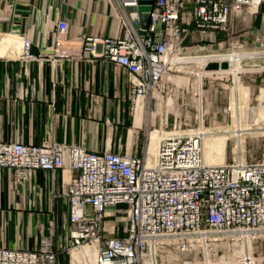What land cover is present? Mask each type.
Returning a JSON list of instances; mask_svg holds the SVG:
<instances>
[{
    "label": "built area",
    "instance_id": "2783aa9c",
    "mask_svg": "<svg viewBox=\"0 0 264 264\" xmlns=\"http://www.w3.org/2000/svg\"><path fill=\"white\" fill-rule=\"evenodd\" d=\"M115 1L123 36L86 37L82 45L93 57L129 72L134 103L152 92H163L166 76L179 72L169 59L187 51L190 28L202 34L224 33L226 51L246 49L236 37L231 19L241 16L249 21L264 2L154 0L141 35L138 0ZM57 28L63 34L67 26L60 22ZM256 45L264 58L259 38ZM30 47V40L23 38L21 60L35 59ZM229 70L230 64L223 74L212 73L221 81L230 77L235 84L234 104L228 95L226 113H232L234 122L240 124L244 112L239 105L245 96L238 92L245 88V71L234 76ZM254 101L256 106L249 114L262 113L258 115L259 130L264 135V93L260 88ZM175 129L160 138L151 160L147 152L137 157L110 150L92 153L56 142L0 141V170H11L17 183L37 170L71 173L63 192L69 223L65 250L72 254L88 248L94 264H264V251L257 254V245L264 241V155L251 163L207 165L201 148L204 134L198 129ZM118 206L124 208L116 209ZM59 251L52 232L33 250L0 247V264H57ZM88 261L86 256L83 264Z\"/></svg>",
    "mask_w": 264,
    "mask_h": 264
},
{
    "label": "crops",
    "instance_id": "0c3cea01",
    "mask_svg": "<svg viewBox=\"0 0 264 264\" xmlns=\"http://www.w3.org/2000/svg\"><path fill=\"white\" fill-rule=\"evenodd\" d=\"M117 11L115 0H0V41L5 39L0 42L1 142H56L92 153L110 150L143 157L148 150L154 155L155 133L146 150L130 142L148 115L144 100H131L129 72L93 57L82 45L86 37H122ZM60 22L67 26L63 34L58 33ZM231 25L246 49L256 48L257 38L264 44V2L249 21L233 17ZM23 38L30 40L34 60L20 59ZM188 39H193L194 52H218L225 49L227 36L190 28L185 43ZM181 81L168 74L164 84L181 88ZM260 83L264 91V80ZM218 85L235 87L232 82ZM190 88L193 102V82ZM157 96L152 92L148 101L161 100ZM228 117L224 121L234 122V115ZM70 175L67 170H37L17 183L11 170H0V247L33 250L53 232L60 249L57 264H72L73 253L65 250L69 223L63 197Z\"/></svg>",
    "mask_w": 264,
    "mask_h": 264
},
{
    "label": "rangeland",
    "instance_id": "374dc122",
    "mask_svg": "<svg viewBox=\"0 0 264 264\" xmlns=\"http://www.w3.org/2000/svg\"><path fill=\"white\" fill-rule=\"evenodd\" d=\"M185 46L188 48L187 51L178 56V58L182 60L190 59L192 61L182 65L181 71L169 73L170 75L182 79L181 84H177V86H181L182 89L179 87L176 88L169 83L168 85L164 84L163 92L158 93L157 91V97H161V100L148 101V98L144 99V116L148 115L149 117H146L147 121L143 123L141 130H139L138 133H133L130 141L132 142V146L136 144L138 148L142 149L144 147L146 150L148 136L151 131L152 134L155 133L157 135V132L154 131L160 130V132L163 131L165 135H168L173 132V127L180 132L198 129L204 136L208 135L212 138L225 137L223 164H232L233 162L251 163L261 158L264 155V135L263 132L259 130L258 115L262 116V113L259 111L258 115L255 116L249 114V109L256 106L254 98L258 95V89L263 87L260 82L264 80V58H262V54L258 52L259 49L252 48L240 51L237 49L231 51L223 49L218 52H194L193 39H188ZM233 53L244 55V58L238 63L239 72L245 71V73H243L245 74L243 77V86L245 88L244 90L240 89L238 92L240 97L243 98V95L245 96L244 102L240 101L239 105V109L244 112V121L240 124L231 122L230 120L224 121L223 119L225 116L228 117L232 114L226 113L229 101L228 95L231 96V102L234 104L236 93L234 89L223 87L218 84H229L231 78L229 77L228 81H221L219 79L213 80V77L215 78L216 75L206 74L205 72L208 71L204 70L202 62L193 60V58L197 57L198 59L205 56H216L217 58L218 56L222 57L224 54ZM191 81L193 82V102L189 99ZM212 82L214 83L213 86L211 85ZM207 90H209V92H207ZM263 93L264 91L262 88L261 94ZM159 105L160 110H158ZM140 112L141 110L135 113V118L136 115H140ZM170 113L176 116V121ZM152 114L154 115L151 116ZM123 208V206H118L116 209ZM113 210L115 209H112V211ZM113 220L112 218V221ZM262 246L264 247V241L257 245L260 249L257 254H261L264 251Z\"/></svg>",
    "mask_w": 264,
    "mask_h": 264
},
{
    "label": "bare ground",
    "instance_id": "6f19581e",
    "mask_svg": "<svg viewBox=\"0 0 264 264\" xmlns=\"http://www.w3.org/2000/svg\"><path fill=\"white\" fill-rule=\"evenodd\" d=\"M0 42L1 43L5 42V39H3ZM243 58H244V55L237 53V54H232V55H229V56H222V57L218 56L217 58H211V59H205L203 57L198 59V57H197V58H193V60L202 62V67H204L205 64H207L206 62L209 61V60H213V61H223V60H225V61L229 62V64H230V70L227 73H231L232 75L235 76L236 73L239 72L238 63ZM190 61H192V60H190V59L189 60H182L181 58H177V57H173V58L169 59V62L171 63L173 68L175 70H178V71L182 70V65H185V63H188ZM205 73L208 74V75L213 74L212 72H209V71L205 72ZM223 73L224 72H222V71L216 72V74H219V75L223 74ZM155 94H158V93L155 92ZM138 100L143 102L144 99L143 98H138L136 101H138ZM151 134H152V132L148 136L149 137V142H150ZM164 135H165V133H162V132L157 134L158 139H157V142L155 144V153H156V149H157V144H158L160 138L162 136H164ZM224 143H225V137H214V138H212V137H210L208 135L203 136L202 151H203V156H204L203 158H204L205 164H207V165H222L223 164V160H224V157H223ZM146 152H147L148 160H151L155 156V153H154L153 156H151V155H149L148 150ZM86 256L89 257V261H88L87 264H94V257L92 255L90 249H88V248H85V249H83L80 252H76V251L73 252V254H72L73 262H72V264H83V259ZM145 264H150V263L146 262Z\"/></svg>",
    "mask_w": 264,
    "mask_h": 264
},
{
    "label": "water",
    "instance_id": "95a60500",
    "mask_svg": "<svg viewBox=\"0 0 264 264\" xmlns=\"http://www.w3.org/2000/svg\"><path fill=\"white\" fill-rule=\"evenodd\" d=\"M154 0H138V12L140 13V27L141 31L140 34H144V30L147 28L149 13L152 9ZM229 68V64L227 61H213L206 64L204 67L205 71L209 72H218V71H225Z\"/></svg>",
    "mask_w": 264,
    "mask_h": 264
}]
</instances>
